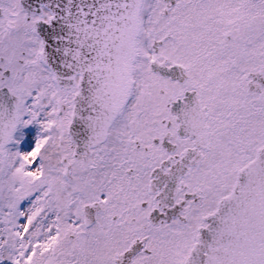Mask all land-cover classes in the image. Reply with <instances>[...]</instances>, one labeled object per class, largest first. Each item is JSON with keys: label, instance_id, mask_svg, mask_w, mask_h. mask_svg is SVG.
Instances as JSON below:
<instances>
[{"label": "snow or ice", "instance_id": "obj_1", "mask_svg": "<svg viewBox=\"0 0 264 264\" xmlns=\"http://www.w3.org/2000/svg\"><path fill=\"white\" fill-rule=\"evenodd\" d=\"M0 264H264V0H0Z\"/></svg>", "mask_w": 264, "mask_h": 264}]
</instances>
